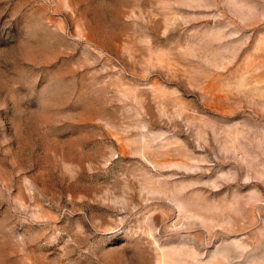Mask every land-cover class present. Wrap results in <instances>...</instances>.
<instances>
[{
	"label": "rangeland",
	"instance_id": "1",
	"mask_svg": "<svg viewBox=\"0 0 264 264\" xmlns=\"http://www.w3.org/2000/svg\"><path fill=\"white\" fill-rule=\"evenodd\" d=\"M0 264H264V0H0Z\"/></svg>",
	"mask_w": 264,
	"mask_h": 264
}]
</instances>
